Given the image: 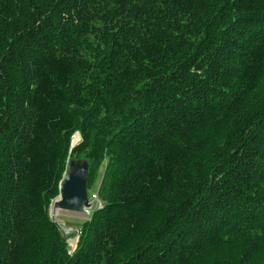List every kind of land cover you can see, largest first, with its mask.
<instances>
[{
    "label": "trees",
    "instance_id": "trees-1",
    "mask_svg": "<svg viewBox=\"0 0 264 264\" xmlns=\"http://www.w3.org/2000/svg\"><path fill=\"white\" fill-rule=\"evenodd\" d=\"M0 264H264V0H0Z\"/></svg>",
    "mask_w": 264,
    "mask_h": 264
},
{
    "label": "water",
    "instance_id": "water-1",
    "mask_svg": "<svg viewBox=\"0 0 264 264\" xmlns=\"http://www.w3.org/2000/svg\"><path fill=\"white\" fill-rule=\"evenodd\" d=\"M87 180V162L71 159L60 182L58 198L52 204L53 209L71 213H83L89 209Z\"/></svg>",
    "mask_w": 264,
    "mask_h": 264
},
{
    "label": "rangeland",
    "instance_id": "rangeland-1",
    "mask_svg": "<svg viewBox=\"0 0 264 264\" xmlns=\"http://www.w3.org/2000/svg\"><path fill=\"white\" fill-rule=\"evenodd\" d=\"M75 137L77 138L75 140V143L73 144L74 146L80 140L78 134H75L73 136V139ZM102 174H103V169L100 170L97 180L92 186L91 190H88L89 198H92L93 196H97L96 207L98 206V204L103 206V203L98 197V189H99L102 177H103ZM93 206H95V203L92 204V209H94ZM90 211L83 212V213H71V212L60 211V212L55 213L53 207L52 206L50 207V211H49L50 218L54 223L57 224L62 235L66 238L67 244H68V250L70 253H72L76 248V244L79 239V234H80L82 225L86 221H89L91 218Z\"/></svg>",
    "mask_w": 264,
    "mask_h": 264
},
{
    "label": "built area",
    "instance_id": "built-area-1",
    "mask_svg": "<svg viewBox=\"0 0 264 264\" xmlns=\"http://www.w3.org/2000/svg\"><path fill=\"white\" fill-rule=\"evenodd\" d=\"M95 203V206H93L95 209H100L101 208V205L98 204V206L96 207V203H97V196H93L91 198V204Z\"/></svg>",
    "mask_w": 264,
    "mask_h": 264
},
{
    "label": "bare ground",
    "instance_id": "bare-ground-1",
    "mask_svg": "<svg viewBox=\"0 0 264 264\" xmlns=\"http://www.w3.org/2000/svg\"><path fill=\"white\" fill-rule=\"evenodd\" d=\"M76 138H77V137H75V138L73 139V143H75ZM54 212L57 213L58 211H55V210H54Z\"/></svg>",
    "mask_w": 264,
    "mask_h": 264
}]
</instances>
